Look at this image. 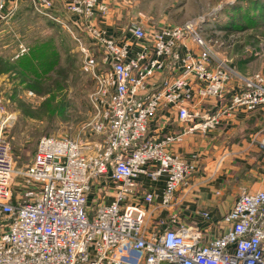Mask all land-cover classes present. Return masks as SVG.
<instances>
[{
  "label": "built area",
  "instance_id": "2783aa9c",
  "mask_svg": "<svg viewBox=\"0 0 264 264\" xmlns=\"http://www.w3.org/2000/svg\"><path fill=\"white\" fill-rule=\"evenodd\" d=\"M7 1L0 0V21ZM29 1L38 13L65 23L80 45L94 82L89 129L103 139L43 136L32 161L18 168L5 131L14 115L0 98V264H264V190L242 191L224 216L228 230L207 242L177 214L147 225L149 207L173 205L195 171L170 145L211 129L236 109L264 108V74L243 77L219 59L202 17L153 27L132 19L126 32L143 44L132 52L100 25L113 0H69L70 23L54 15V0ZM210 100L217 110L205 109ZM163 109L187 126L158 138L149 127ZM142 174L164 179L161 195L139 190Z\"/></svg>",
  "mask_w": 264,
  "mask_h": 264
},
{
  "label": "rangeland",
  "instance_id": "374dc122",
  "mask_svg": "<svg viewBox=\"0 0 264 264\" xmlns=\"http://www.w3.org/2000/svg\"><path fill=\"white\" fill-rule=\"evenodd\" d=\"M253 1L264 3V0H126L116 10L123 14L120 20L124 28L139 12L145 16L151 12L157 16L167 14L174 24L202 17L206 20V36L215 42V55L235 67L241 76L250 77L254 73L264 74V21L258 27L242 30L232 28L229 22L231 15L239 14L240 10L248 8L251 14L257 10L260 13L262 8ZM57 6L60 4L56 5L59 9ZM56 8L53 11L68 23ZM6 12L0 23V98L14 115L5 131L17 167H25L32 161L40 138L46 135L101 141L103 136L89 129L95 117L90 102L94 82L84 70L81 47L68 27L35 11L29 0H15ZM121 31L114 29L115 34L120 35ZM51 50L57 53L58 61L45 72L33 55L36 51ZM27 58L35 64H15ZM236 84L237 81L231 83V91Z\"/></svg>",
  "mask_w": 264,
  "mask_h": 264
},
{
  "label": "crops",
  "instance_id": "0c3cea01",
  "mask_svg": "<svg viewBox=\"0 0 264 264\" xmlns=\"http://www.w3.org/2000/svg\"><path fill=\"white\" fill-rule=\"evenodd\" d=\"M68 1L54 0V9L56 5L60 4L57 6L59 9H56L70 23L71 18L65 13V6ZM122 1L126 2V0L112 1V13L107 19H103L100 25L109 34L117 36L120 42L127 41L132 52L140 51L143 44L141 42L136 43L130 37L126 32L127 25L125 28L121 27L122 21L120 19H122L123 14L118 13L116 9L121 7ZM14 2L15 0H8L7 8L9 4ZM54 15L59 16L56 12ZM157 15L151 12L145 16L144 13L139 12L134 19L140 20L148 27L160 26L173 21L167 14ZM55 21L60 23L58 20ZM116 28L122 30L120 35L115 34L114 29ZM188 47L197 53L198 49L192 42H188ZM187 50L183 48L182 52ZM160 78H162L161 75H159ZM205 107L214 111L217 110L215 100L206 102ZM184 126L187 124L179 121L174 111L163 109L150 123L149 132L151 135L161 138L167 133L173 134L181 131ZM263 129L264 108L254 112L242 109L223 115L219 124L205 132L197 130L186 133L181 141L171 144V152L183 157L188 162L194 163L195 171L189 183L177 191L173 205L159 208H156L155 205L149 207L148 227L151 228L159 217L177 214L183 225L194 227L201 233L202 242H207L225 233L229 224L224 221V216L233 207L239 194L242 191L254 193L264 190ZM137 181L141 192L150 191L161 195L164 190L163 178L154 181L142 174L137 178ZM97 194L98 188L95 187L88 196L91 205L97 201ZM103 199L104 202L112 200L110 197ZM156 203L160 205V199ZM205 211L209 212V218L204 217L203 212Z\"/></svg>",
  "mask_w": 264,
  "mask_h": 264
},
{
  "label": "trees",
  "instance_id": "16d2710c",
  "mask_svg": "<svg viewBox=\"0 0 264 264\" xmlns=\"http://www.w3.org/2000/svg\"><path fill=\"white\" fill-rule=\"evenodd\" d=\"M256 4V7H261V12L258 13V10L251 14L250 10L244 9L240 10V13L237 14H232L231 15V21L229 22V25L232 28L242 30L246 29L247 27H258L261 25V23L264 21V3L260 4L258 1H253ZM37 59V63H39V68L40 66L42 67V70L45 72L50 71L54 64L58 61V56L57 53L53 50L51 51H36V54L33 55ZM29 58V57H28ZM26 59V60H18L15 64H18L19 66H25V64H35V62L31 61V59ZM35 67V71H36ZM39 75V74H37Z\"/></svg>",
  "mask_w": 264,
  "mask_h": 264
}]
</instances>
